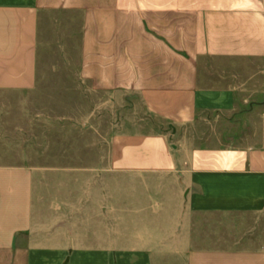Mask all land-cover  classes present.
Masks as SVG:
<instances>
[{
  "label": "crops",
  "instance_id": "0c3cea01",
  "mask_svg": "<svg viewBox=\"0 0 264 264\" xmlns=\"http://www.w3.org/2000/svg\"><path fill=\"white\" fill-rule=\"evenodd\" d=\"M64 13L80 77L150 118L108 159L146 186L41 223L32 168L0 164V264H264V0H0V93L36 87L40 29Z\"/></svg>",
  "mask_w": 264,
  "mask_h": 264
},
{
  "label": "rangeland",
  "instance_id": "374dc122",
  "mask_svg": "<svg viewBox=\"0 0 264 264\" xmlns=\"http://www.w3.org/2000/svg\"><path fill=\"white\" fill-rule=\"evenodd\" d=\"M51 17L40 29L36 87L0 93V164L32 168L41 223L81 225L110 202L112 187L123 189L125 203L145 188V180L109 171V144L117 131L149 130L150 118L135 95L104 94L80 77V20Z\"/></svg>",
  "mask_w": 264,
  "mask_h": 264
}]
</instances>
